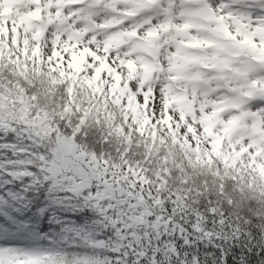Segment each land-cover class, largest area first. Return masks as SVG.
Wrapping results in <instances>:
<instances>
[{
    "label": "snow or ice",
    "instance_id": "6c2138e0",
    "mask_svg": "<svg viewBox=\"0 0 264 264\" xmlns=\"http://www.w3.org/2000/svg\"><path fill=\"white\" fill-rule=\"evenodd\" d=\"M0 264H264V0H0Z\"/></svg>",
    "mask_w": 264,
    "mask_h": 264
},
{
    "label": "clouds",
    "instance_id": "9594fccd",
    "mask_svg": "<svg viewBox=\"0 0 264 264\" xmlns=\"http://www.w3.org/2000/svg\"><path fill=\"white\" fill-rule=\"evenodd\" d=\"M5 7H7V5H5ZM16 14H17L16 11H13L12 16L15 17ZM178 23H179V21H178ZM248 110L249 111H253V112H260L261 111V109H259V108H252L251 106H249ZM231 118H232L231 115L229 113L225 112L219 119L221 121H223V122L226 123ZM173 122H175V121H173ZM217 131L218 132L219 131H222V129L219 127V125L217 126Z\"/></svg>",
    "mask_w": 264,
    "mask_h": 264
}]
</instances>
